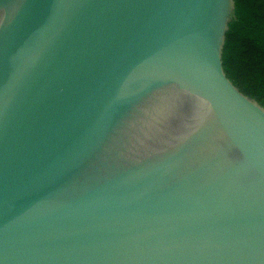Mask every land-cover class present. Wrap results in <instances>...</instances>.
<instances>
[{
	"label": "water",
	"instance_id": "obj_1",
	"mask_svg": "<svg viewBox=\"0 0 264 264\" xmlns=\"http://www.w3.org/2000/svg\"><path fill=\"white\" fill-rule=\"evenodd\" d=\"M234 0H0V264H264V107L227 77Z\"/></svg>",
	"mask_w": 264,
	"mask_h": 264
},
{
	"label": "trees",
	"instance_id": "obj_2",
	"mask_svg": "<svg viewBox=\"0 0 264 264\" xmlns=\"http://www.w3.org/2000/svg\"><path fill=\"white\" fill-rule=\"evenodd\" d=\"M223 48L227 77L246 97L264 107V0H234Z\"/></svg>",
	"mask_w": 264,
	"mask_h": 264
}]
</instances>
